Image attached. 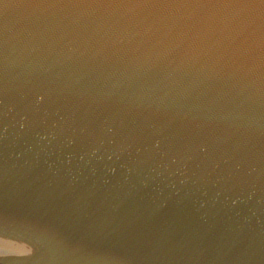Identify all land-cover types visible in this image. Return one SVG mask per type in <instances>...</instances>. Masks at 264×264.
Returning <instances> with one entry per match:
<instances>
[{
  "label": "water",
  "instance_id": "obj_1",
  "mask_svg": "<svg viewBox=\"0 0 264 264\" xmlns=\"http://www.w3.org/2000/svg\"><path fill=\"white\" fill-rule=\"evenodd\" d=\"M1 264H264V0H0Z\"/></svg>",
  "mask_w": 264,
  "mask_h": 264
},
{
  "label": "flooded vegetation",
  "instance_id": "obj_2",
  "mask_svg": "<svg viewBox=\"0 0 264 264\" xmlns=\"http://www.w3.org/2000/svg\"><path fill=\"white\" fill-rule=\"evenodd\" d=\"M1 264V263H0Z\"/></svg>",
  "mask_w": 264,
  "mask_h": 264
}]
</instances>
